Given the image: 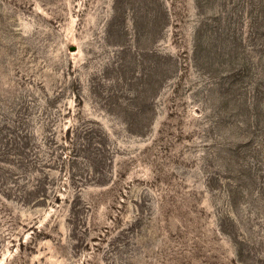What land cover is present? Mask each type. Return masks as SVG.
Returning <instances> with one entry per match:
<instances>
[{
	"label": "rangeland",
	"instance_id": "obj_1",
	"mask_svg": "<svg viewBox=\"0 0 264 264\" xmlns=\"http://www.w3.org/2000/svg\"><path fill=\"white\" fill-rule=\"evenodd\" d=\"M0 264H264V0H0Z\"/></svg>",
	"mask_w": 264,
	"mask_h": 264
}]
</instances>
